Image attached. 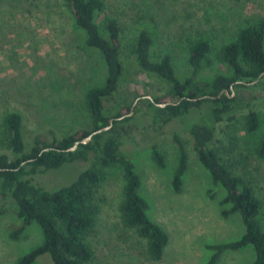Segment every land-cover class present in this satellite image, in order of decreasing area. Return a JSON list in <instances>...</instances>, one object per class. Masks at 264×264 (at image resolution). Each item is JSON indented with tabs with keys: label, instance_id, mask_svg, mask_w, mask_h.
Here are the masks:
<instances>
[{
	"label": "rangeland",
	"instance_id": "obj_1",
	"mask_svg": "<svg viewBox=\"0 0 264 264\" xmlns=\"http://www.w3.org/2000/svg\"><path fill=\"white\" fill-rule=\"evenodd\" d=\"M103 1L105 10L95 18L101 28L105 17L114 13L120 17L125 35L138 24V18L147 21L154 26L158 46L170 48L180 78L191 71L186 60L187 38L209 39L212 48L196 75V80L202 81L219 73H231L219 59V47L231 41L239 28L264 18V0ZM126 56L125 49L123 78L113 95L103 100L104 111L107 115L120 112L129 116L117 124L123 141L121 148L139 175V193L148 203L147 214L166 231L168 243L159 260L148 258L145 240L123 222L124 178L120 169L111 168L96 194L98 212L91 234L94 264H208L213 252L208 245L239 238L244 230L241 217L236 212L223 214L230 208L223 202L225 190L213 182L199 162L184 131L180 134L188 150L187 169L181 190L172 189L178 150L171 133L180 130V124L169 123L156 130L144 99L164 103L173 98L168 95L164 80L147 75L132 55ZM103 72L98 53L83 44V31L75 26L64 0H0V122L6 112L18 111L28 141L36 132L87 128L84 92L101 80ZM252 84L233 89L232 97L236 96L242 104L234 111L233 120L218 125L217 140L212 146L221 155L238 159L239 171L253 182L261 199L260 221L264 229V156L257 153L264 136V80L259 86ZM243 103L259 114L255 132L247 133L243 128ZM152 144L163 155L164 167L156 164ZM3 151L7 148L0 144V152ZM88 165L85 160L66 162L37 175L36 180L47 188H57L72 182ZM16 210L12 201L0 202V264H16L19 257L43 239L36 222L17 238L10 236V230L20 224ZM252 259L253 249L247 246L226 250L214 264H251ZM33 264L52 261L43 254Z\"/></svg>",
	"mask_w": 264,
	"mask_h": 264
},
{
	"label": "trees",
	"instance_id": "obj_2",
	"mask_svg": "<svg viewBox=\"0 0 264 264\" xmlns=\"http://www.w3.org/2000/svg\"><path fill=\"white\" fill-rule=\"evenodd\" d=\"M64 2L72 12L75 26L83 31V44L98 53L104 72L101 80L89 85L84 92L87 128L62 133L36 132L28 141L18 111L6 112L1 119L0 144L7 151L0 152V202L12 201L20 220L18 227L10 230V236L17 238L32 222L39 225L43 235L42 242L19 257L16 264H33L43 254L50 256L52 264H94L96 256L91 234L98 212L96 194L111 168L120 169L124 178L121 204L124 224L135 228L137 235L145 240L148 258L159 260L162 257L168 234L147 214L148 203L139 193V175L130 157L123 152V141L117 131V124L129 116L120 112L107 115L104 111L103 100L113 95L123 78L125 49L127 56L135 58L141 71L167 83V93L173 98L164 103L144 99L156 130L169 123L180 124V130L171 133V141L178 150L172 189L181 190L187 169L188 150L180 134L184 131L190 137L191 148L199 162L208 170L213 182L225 190L223 202L230 204V208L223 214L236 212L241 217L244 228L241 236L208 245L213 250L208 264L216 263L226 250L247 246L253 249L251 264H264L261 199L253 182L239 171L238 159L223 156L212 146L217 140L218 125L233 120L234 111L242 104L236 96H229L231 86L233 89L245 86L258 78L252 84L256 87L264 80V18L239 28L231 41L219 47V59L231 73H219L202 81L196 80V75L212 48L209 39L187 38L186 60L191 71L187 77L180 78L170 48L158 46L154 26L147 21L138 18V24L125 35L120 17L115 13L105 17L103 28L96 22V14L105 10L103 0ZM243 106H246L243 128L247 133L255 132L260 123L259 114L251 105L243 103ZM194 115L198 116L195 120ZM105 127L108 128L102 129ZM98 129L102 130L94 133ZM91 133L87 142L81 141ZM75 142H78L76 148L71 149ZM151 151L156 164L164 167L157 145L152 144ZM257 153L264 156V136L258 143ZM74 160H85L89 165L69 184L47 188L36 180L37 175Z\"/></svg>",
	"mask_w": 264,
	"mask_h": 264
},
{
	"label": "water",
	"instance_id": "obj_3",
	"mask_svg": "<svg viewBox=\"0 0 264 264\" xmlns=\"http://www.w3.org/2000/svg\"><path fill=\"white\" fill-rule=\"evenodd\" d=\"M262 74H263V73H261V74L259 75V77H260ZM257 80H258V78L255 79L254 82H256ZM231 90H232V92H231V94H229V96H232V95L234 94V91H233V87H232V86H231ZM223 91H224L225 93H227V90H226V89H223ZM221 93H222V91L218 93V96H220ZM162 105H164V104H162ZM110 122H111V119H110ZM106 128H108V127H105V128H102V129H106ZM102 129H98V130L94 131V133H95V132H100ZM92 134H93V133H91L90 135H88L87 137H85V138H84L83 140H81V141H83V142H87V141L91 138V135H92ZM77 144H78V142H75L74 145L71 147V149L76 148Z\"/></svg>",
	"mask_w": 264,
	"mask_h": 264
}]
</instances>
